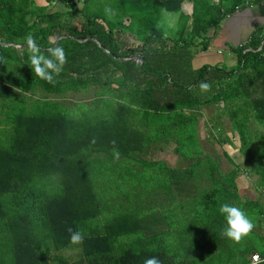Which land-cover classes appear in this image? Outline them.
I'll list each match as a JSON object with an SVG mask.
<instances>
[{"label":"trees","instance_id":"16d2710c","mask_svg":"<svg viewBox=\"0 0 264 264\" xmlns=\"http://www.w3.org/2000/svg\"><path fill=\"white\" fill-rule=\"evenodd\" d=\"M37 1L0 0V264H145L149 258L159 264H252L253 254L264 257V235L256 231L264 224V132L251 127L252 121L264 127V50L233 47L239 59L230 70L192 65L217 37L229 13L222 9L225 0H210L205 12L199 5L208 0ZM188 2L190 12L183 10ZM58 4L63 8L57 9ZM105 7L115 14L106 15ZM134 24L141 45L126 47L122 33ZM29 35L45 56L54 47L64 49L65 63L54 84L39 79L28 66ZM134 56L141 63L123 60ZM201 83L210 85V97L200 93ZM101 84L129 96L127 107L118 106L114 115L95 117L83 111L77 117L59 99L48 97ZM123 88L125 92L119 91ZM220 102L227 108L222 115L229 116L238 135L243 163L226 154L233 167L224 172L214 157L198 158L194 166L203 164L204 173L187 170L186 183L174 179L176 195L168 192L165 200L145 201L144 207L166 203L165 212L176 205L175 198L185 202L188 217L182 218L179 241L168 239V225L153 233L162 216L141 214L137 208L143 210L142 202L133 209L112 210L128 197L129 185L119 177L114 185L113 173L121 177L129 166L137 169L139 160L146 161L140 153L148 144H166L173 136L148 131L147 143L141 144L143 137L133 130L137 114L129 105H139L143 119L158 112V119L178 120V140L197 146V111ZM172 139L178 152L177 137ZM242 174L257 177L253 184L259 196L240 195ZM193 175L206 183L200 192L187 184ZM161 186L155 190L159 195ZM225 203L242 209L254 225L238 243L222 235L225 221L219 207ZM199 206L204 210L197 211ZM69 229L81 233L79 244L70 243Z\"/></svg>","mask_w":264,"mask_h":264},{"label":"rangeland","instance_id":"374dc122","mask_svg":"<svg viewBox=\"0 0 264 264\" xmlns=\"http://www.w3.org/2000/svg\"><path fill=\"white\" fill-rule=\"evenodd\" d=\"M195 2L197 0H194ZM203 1V0H200ZM214 1V0H212ZM38 4H42V1L38 0ZM210 3V0L208 2H203V5H199V10L201 12L208 11L206 9V6ZM187 4V3H186ZM60 5V4H58ZM57 5V9H62L63 6ZM190 7V5H189ZM208 8V7H207ZM186 5L184 6V11H190V8L187 10ZM165 14H168L170 17H173L177 14L175 13H168L165 12ZM128 24L129 21H126ZM136 23V22H135ZM174 24V21L171 20V24ZM137 24V23H136ZM136 24L129 26L124 30L121 36V40L123 41L124 45L126 47H137L141 45V42L137 40L136 36ZM170 25V24H169ZM52 40H55L53 38ZM219 50H221V53H219ZM137 62H140V60L135 59ZM196 63H193V68L197 69L203 64H208L211 67H222V44L215 43L211 44L206 52H202L200 55L196 56ZM68 69V67H66ZM120 74H117L119 76ZM101 83V82H99ZM259 85L260 89L262 88V81ZM93 86L88 91L87 89L79 88L80 94H72L74 92H69L70 94L67 95H48V97L58 100L61 104L66 105L65 107L66 112L69 114H75L77 117L81 115L83 111L88 112L89 115L94 114L95 117H101L103 114L108 115L110 112L114 115L116 110L118 109V106H124V104L130 103L131 99L129 96H124L123 98L121 95H118V92H115V89L112 90H105L106 87L103 88V85ZM130 87V85H128ZM135 86H132V89H135ZM130 89V88H128ZM127 89V90H128ZM173 89V88H171ZM121 92H125V88L119 89ZM111 93V94H109ZM204 93L203 96L210 97V94L208 91L201 92ZM118 95V96H117ZM37 96H42V93H39ZM121 97L123 99H121ZM72 99V100H71ZM84 100V101H82ZM86 101V102H85ZM92 102V103H91ZM132 108V112L134 114H137V126L133 127V130L139 137H143L144 140L140 141L142 143H147V140L145 139V136L147 135V132L149 131L151 134L155 133H167L168 131L173 132V136L177 137V140L181 134V131L178 130V120H172L170 118H157L160 114L158 112H155L150 117H144L139 114V109L141 108L139 105H135L134 103H131L129 105ZM222 109L223 111H227V108L224 106L223 102L216 103V104H210V105H203L201 106V109L197 111V118H198V128H199V136L201 143H199L197 146H193L192 144L190 146H187L186 142L178 140L179 145V151L178 154H176L174 151L170 155L162 156L163 162L155 163L152 161L151 156H146V151H143L140 153V155H144L143 158L146 161L139 160V165L136 166V168H132V166H129L126 169V173L123 174L121 177L117 176L113 173L114 177V185L115 178L120 180L119 178H122L125 185L129 184L126 191L128 194V197L119 199L117 203L115 204V207L112 208V210L117 207L124 208V209H133L135 205H137L139 202L144 203L143 205H139L140 207H144V205L147 203L146 200L149 199H156L157 197L163 198L165 200V197L167 198L169 194H177L179 190L175 186V181L177 179H184L182 182L186 183L185 177H188L189 174L188 171H193L197 175V171H200V173H204L203 164L197 167H201L202 169H197L194 164L197 162L198 158H205L207 156L214 157L217 159L220 168L222 171L226 172L229 169L233 167V165L230 163V161L227 159L226 154L229 155L230 158H232L236 163H243L244 157L240 153V141L238 138V135L236 134V131L233 130L231 126V120L227 114L222 115ZM188 113L190 114L191 110L187 109ZM177 114L176 112H173ZM102 114V115H101ZM172 116H175L172 114ZM156 122V123H155ZM155 123V124H153ZM153 124L150 127H147L149 125ZM251 127L253 131H258L260 134L264 132V127L260 126L256 121H252ZM145 131V134H144ZM139 133V134H138ZM173 136H171L173 138ZM164 138V137H163ZM168 138V137H167ZM228 138V139H227ZM227 139V141H223ZM157 146H162V142H156ZM153 145V144H152ZM164 147L167 146V144L163 145ZM171 146V145H170ZM186 146V147H185ZM168 147V146H167ZM166 147V148H167ZM169 148V147H168ZM173 149H175V146L173 144ZM175 154V155H174ZM177 155V156H176ZM166 162V163H165ZM171 168L172 172L167 168ZM120 174V173H117ZM150 175V176H149ZM188 175V176H187ZM193 175L194 178H191V180L187 181V184L194 190L200 192L202 188L206 187V183L203 185L199 183V179H197ZM119 177V178H118ZM248 178V179H247ZM250 178V179H249ZM175 179V181H174ZM128 180V182H127ZM197 180V181H196ZM179 181V180H178ZM121 182V181H120ZM238 186H239V192L240 195L244 197L249 198H255L260 195V191L255 187V184L257 182V177L252 175L249 177V175H241L238 178ZM186 184V185H187ZM159 185H162L161 188V195L160 192L157 191L156 193V187ZM184 185V184H183ZM135 186H140L141 190L139 191L136 189ZM167 186H169V190H167ZM134 187V188H133ZM166 190V192H165ZM169 192V194H167ZM115 194V193H114ZM126 195V194H125ZM117 195H114V198L117 199ZM152 200V202L154 201ZM174 201L176 202V205L173 206L171 211L166 210V203H159L158 206H156L154 203L153 207H144L143 210H139L141 214H146L148 216L156 217L157 215L162 216V222L155 223L157 226L153 227V230L157 229L160 225H168L171 227V234L168 236V239L173 242L174 237L177 238L179 241V235L180 230L183 228L182 222L186 219H182L183 217H188L184 213L186 212V208L183 209V206H185V202L183 200H180L179 197L175 198ZM125 202V203H124ZM124 205V206H118V205ZM162 210V214L160 211ZM204 208L202 206H199L197 211H203ZM167 215H169L167 217ZM194 216L192 215V218ZM169 219L171 222L166 223V220ZM263 228H256V231L260 235H264V224L262 225ZM178 230V232H176ZM145 232V231H144ZM159 232V230H155L156 233ZM167 239V240H168ZM256 244H262V241H257ZM178 247V246H177Z\"/></svg>","mask_w":264,"mask_h":264},{"label":"crops","instance_id":"0c3cea01","mask_svg":"<svg viewBox=\"0 0 264 264\" xmlns=\"http://www.w3.org/2000/svg\"><path fill=\"white\" fill-rule=\"evenodd\" d=\"M214 1L218 2V0ZM238 1L239 0H237V2ZM240 1H242V3H237L233 0H225L223 2V12L229 13L222 20L218 35L212 42V44H222V67L226 70H230L238 64L239 53L234 51L232 49L233 47H241L243 52H258L264 50V0ZM186 7L187 9L190 8L191 11L192 2H188ZM258 40H260L258 46L254 48L253 43L254 41L257 43ZM219 53H221V50H219ZM195 59L192 61V65L196 63ZM75 94H80V92ZM259 96L261 97L262 95H258L257 97ZM187 109L188 108L185 107V111H188ZM169 139L170 142L166 143L169 148L163 146L165 143L162 140L160 141L163 143L162 146H157L152 142L150 145L148 144L146 156L150 155L152 161L164 162L162 156H166L167 154L170 155L172 151L178 154L176 151L177 145H175L177 143L176 139L173 140L171 137ZM173 144L175 149H173Z\"/></svg>","mask_w":264,"mask_h":264},{"label":"clouds","instance_id":"9594fccd","mask_svg":"<svg viewBox=\"0 0 264 264\" xmlns=\"http://www.w3.org/2000/svg\"><path fill=\"white\" fill-rule=\"evenodd\" d=\"M104 12L106 15H114L115 12L111 7H105ZM26 55L27 64L31 68L35 75L50 84H54V77L62 70L65 63V52L62 47H54L50 50L48 56L41 53L39 46L31 35L26 37ZM137 57V56H134ZM132 58V57H130ZM201 92H205L209 89L208 83L200 84ZM219 213L223 216L225 221V227L222 235L233 242H239L242 237L247 236L253 228V222L247 217L245 212L230 204H221L219 207ZM70 232V243L79 244L83 237L79 231ZM145 264H159V261L155 258H149L145 261Z\"/></svg>","mask_w":264,"mask_h":264},{"label":"built area","instance_id":"2783aa9c","mask_svg":"<svg viewBox=\"0 0 264 264\" xmlns=\"http://www.w3.org/2000/svg\"><path fill=\"white\" fill-rule=\"evenodd\" d=\"M264 261V257H262L259 253H255L251 257L252 264L260 263Z\"/></svg>","mask_w":264,"mask_h":264},{"label":"water","instance_id":"95a60500","mask_svg":"<svg viewBox=\"0 0 264 264\" xmlns=\"http://www.w3.org/2000/svg\"><path fill=\"white\" fill-rule=\"evenodd\" d=\"M3 45H9V44H6V43H2ZM135 59H138V60H140L141 61V58L140 57H132V58H124L123 60L124 61H128V60H130V61H136Z\"/></svg>","mask_w":264,"mask_h":264}]
</instances>
